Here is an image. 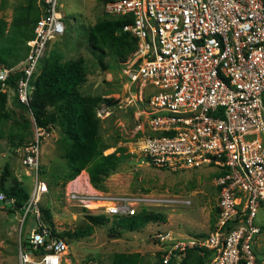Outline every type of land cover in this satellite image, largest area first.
Listing matches in <instances>:
<instances>
[{"label": "built area", "instance_id": "obj_1", "mask_svg": "<svg viewBox=\"0 0 264 264\" xmlns=\"http://www.w3.org/2000/svg\"><path fill=\"white\" fill-rule=\"evenodd\" d=\"M36 3L40 16L15 89L26 107L49 44L65 33L59 0ZM103 9L129 19L122 31L136 41L121 72L129 102L145 115L136 118L135 126L144 164L174 173L202 166L217 170L213 230L178 238L158 233L161 263L181 264L188 250H196L206 256V264H264L253 248L261 233L254 219L264 203V0H108ZM11 72L0 70L1 90ZM44 131L38 128L34 141L22 149V163L32 175L24 210L34 212L36 226L27 238L29 250L19 247V264H62L68 255L66 239L52 235L40 212L49 194L39 173ZM138 195L72 192L68 199L85 203L80 207L88 215L109 218L191 206L190 199L176 194Z\"/></svg>", "mask_w": 264, "mask_h": 264}, {"label": "rangeland", "instance_id": "obj_2", "mask_svg": "<svg viewBox=\"0 0 264 264\" xmlns=\"http://www.w3.org/2000/svg\"><path fill=\"white\" fill-rule=\"evenodd\" d=\"M104 2L106 0H59L65 33L49 44L41 69L82 62L85 80L78 92L87 102L88 113L98 120V132L106 147L103 154L124 148L126 158L103 178L102 190L90 188L84 181L66 182L68 162L65 154L69 146L65 144L60 123L49 125V131H44L40 140V162L49 194L40 203V208L48 209L57 232L73 234L66 235L69 249L62 264H112L113 258L119 254H137V264H160L155 241L158 233L166 232L170 238H178L187 234L204 236L213 230L217 216V192L213 179L217 170L202 166L174 173L144 164L139 152L142 137L135 126L136 118L143 120L145 115H139L129 102L121 72L122 64L131 58L134 43L123 31L104 36L96 33L95 40L91 38L93 28L117 18L104 12ZM39 16L36 0H0V20L7 24V34L0 42L1 50H6L0 53L5 60V64H0V70L2 67L21 70L26 44ZM117 48L126 52L124 61L113 55ZM40 101L45 105L44 117L54 111L48 98H40ZM141 106V111L145 110L146 104ZM144 124L145 121L139 123L140 129ZM37 130L32 113L19 105L12 91H8L5 112L0 115V178H5L6 186L18 184L30 192L32 175L22 163V147L34 141ZM19 138L23 141L22 147L16 146ZM72 192L82 197L176 194L190 199L191 206L156 207L153 210L164 214L166 222L149 223L130 232L118 228L115 219L109 217H105L102 225L89 224L85 219L86 210L80 207L85 203L68 199ZM254 224L261 233L253 248L261 257L264 256V203L258 209ZM35 226L33 211L20 212L11 201L0 202V264H19V247L23 241L27 242L30 230ZM22 248L29 250L24 245Z\"/></svg>", "mask_w": 264, "mask_h": 264}, {"label": "trees", "instance_id": "obj_3", "mask_svg": "<svg viewBox=\"0 0 264 264\" xmlns=\"http://www.w3.org/2000/svg\"><path fill=\"white\" fill-rule=\"evenodd\" d=\"M108 0H106L107 2ZM105 3V2H104ZM103 3V4H104ZM38 18L35 20L34 25ZM130 22L124 17L113 18L112 20L103 22L91 30V38L95 40L96 33L100 36L114 34L117 31H122V27ZM136 48V41L129 34ZM7 34V24L0 20V42L3 41ZM33 37V34H32ZM30 37V39L32 38ZM122 47V46H121ZM6 51L5 48L1 50ZM133 50V51H134ZM27 47L25 51L26 56ZM126 52L117 48L113 51V55L125 60ZM43 60V59H42ZM0 64H5V60L0 54ZM42 68V61L39 65L38 73L33 77V91L31 95L30 105L26 107L18 102L15 95L16 83L20 78L21 70L11 72L5 80L4 89L1 90L0 84V115L5 112L7 102V92L12 91L17 103L32 113L36 126L38 128L49 131V125L60 123L64 133L65 144L69 146L66 151L65 158L68 162V173L66 174V182L74 180L82 171L88 175L89 184L96 190H102V181L107 174L113 170L125 158L124 148L117 149L115 152L104 155L103 151L106 148L102 137L98 132V120L94 119L88 112L86 100L78 92L80 84L85 80V72L81 61L66 63L63 65H53ZM3 88V87H2ZM40 98H48L54 111L48 116H43L45 105L40 101ZM107 105H111L106 101ZM62 119V121H61ZM17 147L23 146L22 139L16 143ZM25 147V146H24ZM22 147V149L24 148ZM40 176L45 178L43 167H40ZM46 181V179H44ZM47 183V181H46ZM48 185V183H47ZM49 188V185H48ZM0 191L5 196V201H11L15 209L23 212L25 204L29 198V191L21 188L18 184L12 186L5 185V178H0ZM41 215L44 223L50 228L53 236L66 238V235L72 236L71 233L61 235L52 225L50 213L48 209H41ZM85 219L93 226L102 225L106 218L102 215H85ZM116 225L121 230L138 231L144 228L149 223L166 222V217L159 211L141 212L134 216H124L114 218ZM22 245L27 246V242L23 241ZM196 261L198 264H206V256H200L196 250H188L183 257L181 264H191ZM138 255L119 254L113 258L112 264H137ZM160 264L161 260H160Z\"/></svg>", "mask_w": 264, "mask_h": 264}, {"label": "crops", "instance_id": "obj_4", "mask_svg": "<svg viewBox=\"0 0 264 264\" xmlns=\"http://www.w3.org/2000/svg\"><path fill=\"white\" fill-rule=\"evenodd\" d=\"M25 59V57L23 58V60ZM23 62V61H22ZM77 181H83L86 183V185H88V187L92 188L91 185L89 184V180H88V175L86 172H82L79 176H77L74 181H72L71 183H76ZM258 254V253H257Z\"/></svg>", "mask_w": 264, "mask_h": 264}, {"label": "bare ground", "instance_id": "obj_5", "mask_svg": "<svg viewBox=\"0 0 264 264\" xmlns=\"http://www.w3.org/2000/svg\"><path fill=\"white\" fill-rule=\"evenodd\" d=\"M89 206H91V205H89Z\"/></svg>", "mask_w": 264, "mask_h": 264}]
</instances>
